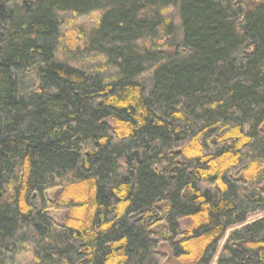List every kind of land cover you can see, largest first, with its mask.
Here are the masks:
<instances>
[{
  "label": "trees",
  "instance_id": "obj_1",
  "mask_svg": "<svg viewBox=\"0 0 264 264\" xmlns=\"http://www.w3.org/2000/svg\"><path fill=\"white\" fill-rule=\"evenodd\" d=\"M172 262L264 264V0H0V264Z\"/></svg>",
  "mask_w": 264,
  "mask_h": 264
},
{
  "label": "rangeland",
  "instance_id": "obj_2",
  "mask_svg": "<svg viewBox=\"0 0 264 264\" xmlns=\"http://www.w3.org/2000/svg\"><path fill=\"white\" fill-rule=\"evenodd\" d=\"M51 216L57 221V222H61L65 216V212H62V211H51L50 212ZM181 228L182 230L185 229V224H184V221L181 222ZM160 251L161 252H165L167 254H170V249L167 245H162L160 247ZM172 264H178L177 262H172Z\"/></svg>",
  "mask_w": 264,
  "mask_h": 264
}]
</instances>
